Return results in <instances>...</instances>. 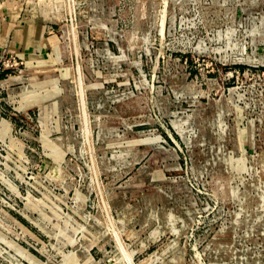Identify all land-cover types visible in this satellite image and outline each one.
<instances>
[{
	"label": "rangeland",
	"instance_id": "374dc122",
	"mask_svg": "<svg viewBox=\"0 0 264 264\" xmlns=\"http://www.w3.org/2000/svg\"><path fill=\"white\" fill-rule=\"evenodd\" d=\"M17 1L65 56L0 86V264H264V0Z\"/></svg>",
	"mask_w": 264,
	"mask_h": 264
},
{
	"label": "crops",
	"instance_id": "0c3cea01",
	"mask_svg": "<svg viewBox=\"0 0 264 264\" xmlns=\"http://www.w3.org/2000/svg\"><path fill=\"white\" fill-rule=\"evenodd\" d=\"M63 50L64 39L62 35L58 34L57 29L47 26L42 19L30 13L27 3L17 0H0V53L15 54L24 61L25 66L31 71L29 73L31 77L27 79L29 84L15 85V87L12 85L20 81V79L17 80L18 75L0 74V86L2 88L12 92L22 89L21 91L24 92L25 88H30L35 82L49 79H57L58 81L59 77L61 78L60 73L64 70L60 69L61 60L65 56ZM70 75L71 72L69 71ZM2 76L7 78L2 79ZM63 77L66 78L65 80L68 78L67 76ZM57 101H55L54 106L58 108L60 101ZM44 102L45 100L39 103L42 110L48 106Z\"/></svg>",
	"mask_w": 264,
	"mask_h": 264
},
{
	"label": "built area",
	"instance_id": "2783aa9c",
	"mask_svg": "<svg viewBox=\"0 0 264 264\" xmlns=\"http://www.w3.org/2000/svg\"><path fill=\"white\" fill-rule=\"evenodd\" d=\"M0 61H2V65H0V71H4L5 68L14 66L19 68L24 64V61L19 59L15 54L5 52L0 53ZM2 67H4V69H2Z\"/></svg>",
	"mask_w": 264,
	"mask_h": 264
}]
</instances>
